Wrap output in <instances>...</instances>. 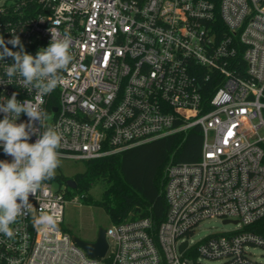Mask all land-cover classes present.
<instances>
[{"label": "built area", "instance_id": "1", "mask_svg": "<svg viewBox=\"0 0 264 264\" xmlns=\"http://www.w3.org/2000/svg\"><path fill=\"white\" fill-rule=\"evenodd\" d=\"M73 38V60L57 88L43 97L9 84L0 61V102L17 93L59 125L61 158L90 160L200 126L199 159L164 170L167 211L128 218L106 229L103 257H91L60 225L66 191L44 181L29 195L33 213L0 233V264H264L250 251L264 248V0H5L0 36L19 37L35 56L51 31ZM2 50V49H0ZM0 112V120L4 118ZM22 113L16 123H29ZM28 143L44 130L31 122ZM9 163L13 157L3 151ZM85 196V194H82ZM77 199V197H75ZM19 203V201H18ZM43 208L58 230L45 233L32 216ZM242 223L193 249L187 236L205 219ZM187 241L186 248L180 246Z\"/></svg>", "mask_w": 264, "mask_h": 264}, {"label": "clouds", "instance_id": "2", "mask_svg": "<svg viewBox=\"0 0 264 264\" xmlns=\"http://www.w3.org/2000/svg\"><path fill=\"white\" fill-rule=\"evenodd\" d=\"M51 31V41L47 48L40 49L35 56L24 51L18 36L7 43L19 46L13 52L7 47L0 36V61L12 57L13 63L4 64V77L9 84L19 83L23 88L35 90L36 97L42 102L44 96L52 93L63 80L62 73L69 70L73 60L70 51L73 38L65 31L62 35L56 30ZM13 93L10 99L0 102V112L4 118L0 120V142L5 154L13 157L11 163L0 161V233L7 237L13 236L10 227L19 215L33 213L34 207L29 202V195H35L46 180L56 175L61 164L63 135L59 125H46L49 115L39 104L30 100L20 102ZM24 113L29 123L16 121ZM33 121H38L41 128L35 143H28L30 130L35 132ZM19 201V203H18ZM33 226L37 231L45 233L58 230L54 215L48 214L43 208L32 216Z\"/></svg>", "mask_w": 264, "mask_h": 264}, {"label": "trees", "instance_id": "3", "mask_svg": "<svg viewBox=\"0 0 264 264\" xmlns=\"http://www.w3.org/2000/svg\"><path fill=\"white\" fill-rule=\"evenodd\" d=\"M202 138L200 126L186 132L172 133L118 153L86 160L84 172L71 178L76 181L75 188L81 194H84L83 190L89 187L91 181L100 178L108 181L103 200L96 203L106 209L112 223L150 216L155 224H159L168 208L165 198V167L171 160L184 162L199 159ZM262 146L264 148V143ZM0 161L8 162L6 156L0 157ZM67 178L56 173L53 179L47 181L62 184ZM258 223L263 227L259 231L264 233V218Z\"/></svg>", "mask_w": 264, "mask_h": 264}, {"label": "rangeland", "instance_id": "4", "mask_svg": "<svg viewBox=\"0 0 264 264\" xmlns=\"http://www.w3.org/2000/svg\"><path fill=\"white\" fill-rule=\"evenodd\" d=\"M5 0H0V5ZM264 135V131H262ZM86 168L85 161L71 158H61V164L56 169V173L65 177H72L77 173L84 172ZM107 180L100 178L97 181H91L88 188L84 189L85 196L77 191L78 189L67 186L65 183L56 182L55 188H61L68 191L67 202L64 210V220L60 227L71 235H77L88 238H97L100 228L107 229L111 224V218L106 209L97 204L103 200V193L107 188ZM77 197V199H75ZM111 197V196H110ZM90 198L92 200H90ZM92 201V202H91ZM242 223H223V220L218 217L207 218L203 220L195 229L192 235L187 236L193 249H196L198 243L207 236L216 233H230L241 230H246ZM250 251L253 256L261 262H264V248L254 247ZM205 264H216V261H211L199 258Z\"/></svg>", "mask_w": 264, "mask_h": 264}, {"label": "water", "instance_id": "5", "mask_svg": "<svg viewBox=\"0 0 264 264\" xmlns=\"http://www.w3.org/2000/svg\"><path fill=\"white\" fill-rule=\"evenodd\" d=\"M161 138V137H160ZM158 139V138H157ZM155 140V139H153ZM152 141V140H150ZM149 142V141H147ZM67 185L75 188L76 182L69 178L67 180ZM231 222L229 219L223 220V223H229ZM233 223H237V221H233ZM72 239L74 242L80 246L82 249H84L89 256L91 257H103L108 249L109 243L106 237V229L100 228L98 230L97 238L94 241H89L82 239L81 237L77 235H72ZM187 246V241L183 242L180 246V250L183 251Z\"/></svg>", "mask_w": 264, "mask_h": 264}, {"label": "crops", "instance_id": "6", "mask_svg": "<svg viewBox=\"0 0 264 264\" xmlns=\"http://www.w3.org/2000/svg\"><path fill=\"white\" fill-rule=\"evenodd\" d=\"M79 237H81L82 239H85V240H89V241H94L95 239H96V237H91V238H86V237H82V236H79Z\"/></svg>", "mask_w": 264, "mask_h": 264}, {"label": "flooded vegetation", "instance_id": "7", "mask_svg": "<svg viewBox=\"0 0 264 264\" xmlns=\"http://www.w3.org/2000/svg\"><path fill=\"white\" fill-rule=\"evenodd\" d=\"M69 178H71V177H68L67 179H66V182H65V184L67 185V180L69 179ZM71 179H73V178H71ZM74 180V179H73ZM75 181V180H74ZM76 182V181H75ZM68 186V185H67ZM70 187V186H69Z\"/></svg>", "mask_w": 264, "mask_h": 264}]
</instances>
